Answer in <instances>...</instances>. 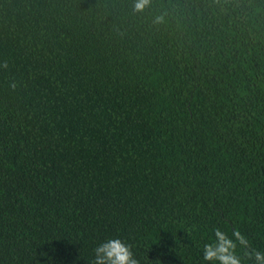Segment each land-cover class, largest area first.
Instances as JSON below:
<instances>
[{
  "label": "trees",
  "instance_id": "trees-1",
  "mask_svg": "<svg viewBox=\"0 0 264 264\" xmlns=\"http://www.w3.org/2000/svg\"><path fill=\"white\" fill-rule=\"evenodd\" d=\"M135 3L0 0V264L264 253V0Z\"/></svg>",
  "mask_w": 264,
  "mask_h": 264
},
{
  "label": "clouds",
  "instance_id": "clouds-1",
  "mask_svg": "<svg viewBox=\"0 0 264 264\" xmlns=\"http://www.w3.org/2000/svg\"><path fill=\"white\" fill-rule=\"evenodd\" d=\"M149 0H136V10H142ZM237 240L241 245H247V241L236 234ZM217 241L215 244L204 246V260L212 261L214 264H242L236 254V243L227 238L224 233L216 231ZM95 264H137L132 259V254L128 247L118 239H110L99 245L96 250ZM256 264H264V253H255Z\"/></svg>",
  "mask_w": 264,
  "mask_h": 264
}]
</instances>
